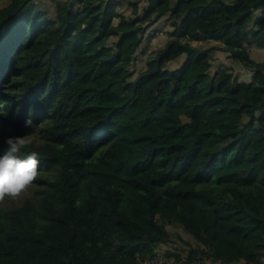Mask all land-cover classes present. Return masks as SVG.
<instances>
[{
  "label": "trees",
  "instance_id": "trees-1",
  "mask_svg": "<svg viewBox=\"0 0 264 264\" xmlns=\"http://www.w3.org/2000/svg\"><path fill=\"white\" fill-rule=\"evenodd\" d=\"M53 1L0 6V151L15 137L38 157L0 199V264H145L166 223L198 243L166 250L179 264H264V62L247 49L264 48V0H130V17L120 0ZM162 16L168 38L135 74ZM215 49L252 79L211 72Z\"/></svg>",
  "mask_w": 264,
  "mask_h": 264
},
{
  "label": "rangeland",
  "instance_id": "rangeland-1",
  "mask_svg": "<svg viewBox=\"0 0 264 264\" xmlns=\"http://www.w3.org/2000/svg\"><path fill=\"white\" fill-rule=\"evenodd\" d=\"M122 2L119 9H123V12L127 14L128 17L131 16L132 6L130 0H120ZM138 3L141 5V8H143V4H145V0H137ZM9 0H0V6H3L7 4ZM35 5L39 9H45L47 8L50 11V15L54 13V1L53 0H34ZM257 13L259 11H256ZM170 20L167 16H162L159 20H157L152 26H150L147 29V32L144 36V39L142 41V44L136 51L134 55V59L132 61V64L130 66L131 69L134 70V73H138L141 70L146 68V59L154 54L158 49L162 48L165 44L167 38H168V30L170 29ZM198 43L204 46H213L215 44L212 41H198L194 42ZM247 49L249 51L250 56L255 59L256 61L264 62V48L257 47L254 45H247ZM185 59V55H182L178 57L177 59H174L170 61L167 64V67L169 68H176L178 67L183 60ZM222 65L230 66L233 68V72L235 75L239 77L240 80H246L249 81L252 79L253 76V70L245 67L241 62H235L233 59L229 56L228 52L223 51L221 49H215L214 50V57L211 65V72L215 71L216 69L222 67ZM134 74V75H135ZM28 189L26 187L21 192H25ZM21 192L12 198H15L16 200L19 199V196ZM2 200L6 201L7 196H5ZM167 228L172 233V241L166 243L165 245H161L159 247V250L164 253L162 255V261L160 264H179L175 262L174 256H167L165 254L166 250L175 248L180 251L183 255L187 253L189 248L191 246H198V243L195 241V239L192 237L190 233H188L185 229H183L180 225L175 223H166ZM184 240L189 241V244H187ZM194 264H198L197 262Z\"/></svg>",
  "mask_w": 264,
  "mask_h": 264
},
{
  "label": "clouds",
  "instance_id": "clouds-1",
  "mask_svg": "<svg viewBox=\"0 0 264 264\" xmlns=\"http://www.w3.org/2000/svg\"><path fill=\"white\" fill-rule=\"evenodd\" d=\"M23 144L24 141L15 137L4 140L5 147L0 151V199L17 196L37 176V153L19 155Z\"/></svg>",
  "mask_w": 264,
  "mask_h": 264
},
{
  "label": "built area",
  "instance_id": "built-area-1",
  "mask_svg": "<svg viewBox=\"0 0 264 264\" xmlns=\"http://www.w3.org/2000/svg\"><path fill=\"white\" fill-rule=\"evenodd\" d=\"M162 255L161 254H157L153 257H150L148 259L145 260V264H160V262L162 261Z\"/></svg>",
  "mask_w": 264,
  "mask_h": 264
},
{
  "label": "crops",
  "instance_id": "crops-1",
  "mask_svg": "<svg viewBox=\"0 0 264 264\" xmlns=\"http://www.w3.org/2000/svg\"><path fill=\"white\" fill-rule=\"evenodd\" d=\"M163 245H165V244H163Z\"/></svg>",
  "mask_w": 264,
  "mask_h": 264
}]
</instances>
